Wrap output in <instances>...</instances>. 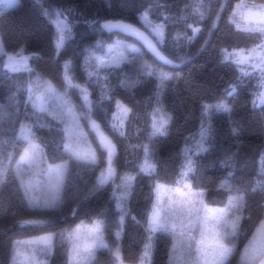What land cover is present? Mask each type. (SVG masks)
I'll list each match as a JSON object with an SVG mask.
<instances>
[{
    "label": "snow or ice",
    "instance_id": "6c2138e0",
    "mask_svg": "<svg viewBox=\"0 0 264 264\" xmlns=\"http://www.w3.org/2000/svg\"><path fill=\"white\" fill-rule=\"evenodd\" d=\"M228 3L229 0H222L219 11L223 12ZM18 4L19 0H0V7L3 8H12ZM203 4L204 0H196L193 8V13L201 19L205 16ZM43 14L54 25L53 43L59 56L73 35V25L66 10L54 9L49 12L44 9ZM151 15L150 4L139 13L138 19L142 27L124 20L93 21L90 27L101 33H123L134 37L158 61L172 64L161 48L167 41L169 17L165 14L163 21L157 22L151 19ZM228 19L238 32L248 34L258 43L249 49H221L222 61L235 65L239 75L235 83H230L225 89L223 98L202 106L200 129L195 137L186 139L180 153L181 167L174 184L158 179V162L149 144L142 145L143 157L136 165L138 171L125 172L119 176L120 182H116L118 147L114 138L125 137V124L133 114V109L122 100L114 98L109 77L117 73L121 75L119 85L123 88H130L142 80L157 81L154 93L156 106L150 113V141L158 136H166L171 121V115L164 110L162 98L164 86L172 77L163 68L145 60L140 47L120 39L111 43L97 40L83 50L80 69L84 73V81L77 79L76 61L68 58L61 65L62 84L58 85L37 72L30 63L38 58L36 53L25 54L23 48L9 53L0 40V72L10 82L9 88L14 89L8 96V103H0V187L6 183L9 165L14 162L11 170L26 206L40 212L57 209L62 203L70 162L75 161L89 166L93 171L99 170L95 178L96 188L109 183L113 185L111 202L118 213L117 230L113 233L114 240L111 243L106 235L108 219L105 209L93 216L90 223L81 220L75 227L63 229L59 233H43L28 240L14 242L11 264H47L46 260L37 258V253L51 256L53 240L57 235L69 246V264H97L100 252H107L115 264H124L119 242L124 221L129 215L127 201L137 176L141 174L150 178L152 185L151 205L144 221L146 235L138 264H151L158 235L171 238L169 264H230L231 258L239 251L242 221L247 218L245 205L248 192L233 187L234 173L230 171L217 185L218 191L228 194L227 203L223 207H215L206 203L205 190L195 188L193 181L198 174L197 157H202L212 149V117L219 113L231 114L232 107L227 103V97L235 95L245 79L256 78L259 91L253 93L252 105L254 108L264 107V2L256 3L252 0L251 3H246L245 0H240L231 9ZM199 32V27H193L192 36L177 33L172 39L179 41L184 36L190 42ZM129 69L134 71V79L129 75ZM93 85L99 87L98 100L92 98ZM21 93L24 94L23 120H19ZM105 101L114 102L115 106V111L106 122L96 117L97 107L102 106ZM101 110L107 116V109ZM6 121L13 125L7 131L4 129ZM38 128L55 130L60 134L62 149L68 154V160L49 163L36 136L35 129ZM233 133L237 134L238 129H233ZM90 135L93 139H89ZM93 140L96 147L93 146ZM17 147L21 150L18 159L14 160L13 149ZM233 160L234 154L228 153L222 163L228 165ZM260 164L257 178L249 190L252 193L264 192V153ZM75 214L74 210L73 215ZM43 223V220H26L21 225ZM240 259L242 264H264V219L259 221L244 244Z\"/></svg>",
    "mask_w": 264,
    "mask_h": 264
},
{
    "label": "trees",
    "instance_id": "16d2710c",
    "mask_svg": "<svg viewBox=\"0 0 264 264\" xmlns=\"http://www.w3.org/2000/svg\"><path fill=\"white\" fill-rule=\"evenodd\" d=\"M221 2L222 0H204L202 10L205 16L201 19L199 15L193 13L196 0H19L15 7H0V40L9 53H15L21 48L25 50V54L36 53L38 58L30 63L37 72L58 85L62 84L61 65L68 58L76 61L77 79L80 82L84 81V73L80 69L83 50L97 40L111 43L120 38L140 47L145 60L163 68L172 77L164 86L162 98L164 110L171 115V121L166 136H158L150 141L148 138L151 131L150 113L156 106L154 93L157 81L142 80L130 88H123L119 85L121 75L117 73L109 77L114 98L122 100L133 109V114L125 124V137L114 138L118 147L116 182H120L119 176L125 172L138 171L136 165L143 157L142 145L149 144L158 162V179L174 184L181 167L180 153L186 139L195 137L200 129L202 106L223 98L225 89L230 83H235L239 75L235 65L222 61L221 49H249L258 43L248 34L238 32L235 26L229 23L231 9L240 0H229L223 12L219 11ZM245 2L251 3L252 0ZM255 2L261 3L264 0ZM150 4L151 19L161 22L165 14L169 17L166 27L167 41L161 48L172 64L158 61L134 37L123 33H101L90 27L91 22L104 20H124L142 27L138 19L139 13ZM44 9L49 12L54 9L66 10L73 25V35L59 56L53 43L55 28L43 14ZM193 27H199L200 32L192 41L189 42L184 36L179 41L172 39L177 33L192 36ZM129 75L135 78V73L131 69ZM9 83L5 74L0 72V103L7 104L10 92L14 91L9 88ZM92 88V98L98 100L99 87L93 85ZM257 91L259 89L256 78L245 79L238 87L237 93L227 97V103L232 107L231 114L219 113L212 117L213 135L210 140L212 149L202 157H197L198 174L193 181L195 188L205 190L204 199L210 206L223 207L227 203L228 194L218 191L217 185L230 171L234 173L233 187L248 192L245 205L247 218L242 221L239 251L231 258L230 264H242L240 251H243L244 244L255 231L259 221L264 219V192L249 191L257 178L261 167V155L264 153V107L254 108L252 105L253 93ZM19 98L21 100L19 120H23L24 94L21 93ZM101 108L107 109V116ZM28 111H31L30 107ZM114 111V102L105 101L102 106L97 107L96 117L106 122ZM12 126L6 121L4 129L7 131ZM16 126L18 127V122ZM233 129H238V133L234 134ZM85 130L87 131V128ZM35 131L49 163L69 159L68 154L63 152L58 132L47 128H38ZM89 139L93 137L90 135ZM93 146H97L94 140ZM20 150L19 147L13 149L14 160L18 159ZM97 151L99 152L98 147ZM228 153L234 154V160L226 165L222 161ZM13 167L14 162L9 165L6 183L0 187V264H11L14 242L43 233H59L63 229L75 227L81 220L90 223L93 216L105 209L108 219L106 235L110 243L114 240L113 233L117 230L118 213L111 202L113 185L109 183L96 188L95 178L98 169L93 171L89 166L71 161L60 207L40 212L26 206L11 170ZM151 185L150 178L142 174L137 176L132 194L127 201L129 215L124 221L119 242L124 264H138L146 235L145 214L151 205ZM132 217L136 219L133 220ZM26 220H43L45 223L22 226L21 222ZM171 243L170 237L157 236L151 264H169ZM68 248V244L57 235L53 240L52 255L46 256L38 252L37 258L46 260L47 264H69ZM97 264H115V261L107 252H100Z\"/></svg>",
    "mask_w": 264,
    "mask_h": 264
},
{
    "label": "rangeland",
    "instance_id": "374dc122",
    "mask_svg": "<svg viewBox=\"0 0 264 264\" xmlns=\"http://www.w3.org/2000/svg\"><path fill=\"white\" fill-rule=\"evenodd\" d=\"M117 39H120V38H117ZM120 40H123V39H120ZM34 237H37V236H34ZM34 237H31V238H34ZM30 239V238H29ZM28 240V239H27ZM240 261H241V259H240ZM242 263V262H241Z\"/></svg>",
    "mask_w": 264,
    "mask_h": 264
}]
</instances>
